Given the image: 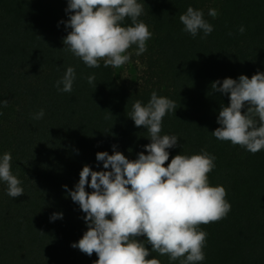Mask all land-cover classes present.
<instances>
[{
	"label": "trees",
	"instance_id": "1",
	"mask_svg": "<svg viewBox=\"0 0 264 264\" xmlns=\"http://www.w3.org/2000/svg\"><path fill=\"white\" fill-rule=\"evenodd\" d=\"M138 3L144 6L138 19L152 37L138 56L139 81L129 86L103 61L89 68L63 50L71 29L60 22L74 14L65 11L68 0H0V101H8L0 104V156L11 153V171L24 190L13 199L0 181V264H94L95 253L71 247L88 229L86 214L69 191L84 166L105 171L98 152L112 155L115 146L130 161L148 154L149 134L129 113L135 101L147 104L153 91L177 109L162 121L161 135L179 139L167 150L165 167L178 154L214 155L210 185L223 186L231 205L226 218L200 226L207 233L200 264H264V149L252 154L211 134L220 127L221 105L230 104L229 95L212 92V83L264 73V0ZM189 6L202 10L214 28L204 39L202 32L193 38L183 31L179 16ZM213 8L215 18L208 14ZM130 25L126 18L122 26ZM69 66L76 79L72 92L63 93L55 85ZM41 109L43 118L33 119ZM53 213L63 218L50 221ZM151 258L170 264L167 255L151 252Z\"/></svg>",
	"mask_w": 264,
	"mask_h": 264
},
{
	"label": "clouds",
	"instance_id": "2",
	"mask_svg": "<svg viewBox=\"0 0 264 264\" xmlns=\"http://www.w3.org/2000/svg\"><path fill=\"white\" fill-rule=\"evenodd\" d=\"M65 11L74 14L60 22L71 29L63 40V50L89 68H99L100 61L104 67H122L130 61L128 50L133 45L137 56L147 51L152 33L138 19L144 11L138 0H68ZM208 14L215 18L218 12L213 8ZM126 18L130 26H122ZM179 21L183 31L193 38L202 32L204 39L214 31L203 11L191 6ZM244 31L241 26L239 32ZM75 79V68L69 66L55 86L60 92L71 93ZM87 79L94 84L95 75ZM211 90L229 95L230 100L229 106L221 105L217 118L220 127L211 134L252 154L264 149V73L254 74L251 79L241 75L238 80H217ZM0 104L7 106L8 101ZM176 110L173 100L155 91L147 104L135 101L129 117L136 127L147 130L150 143L144 147L148 154L141 152L130 161L115 146L112 155L98 152L96 160L103 162L105 171L84 166L75 190L69 191L72 201L86 214L88 229L71 247L88 256L95 253L98 259L94 264H161L156 258L148 259L151 252L167 255L170 264L177 260L179 264L204 261L207 233L200 226L226 218L231 205L223 186L210 185L208 174L215 168L214 155L204 150L190 156L178 154L165 167L170 155L167 150L176 147L179 139L161 135L162 121ZM43 116L41 109L33 119ZM11 160L10 152L0 156V181L7 183V195L14 199L24 195V190L11 171ZM64 188L68 191L67 186ZM62 218V213H53L50 221ZM140 237L146 239L141 241Z\"/></svg>",
	"mask_w": 264,
	"mask_h": 264
},
{
	"label": "rangeland",
	"instance_id": "3",
	"mask_svg": "<svg viewBox=\"0 0 264 264\" xmlns=\"http://www.w3.org/2000/svg\"><path fill=\"white\" fill-rule=\"evenodd\" d=\"M137 48L133 45L128 51L132 54L130 61L120 68H113L116 79L129 86H134L139 81L142 65L135 55Z\"/></svg>",
	"mask_w": 264,
	"mask_h": 264
}]
</instances>
